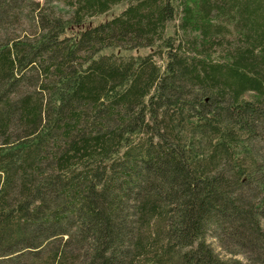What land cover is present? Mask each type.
<instances>
[{"label":"trees","instance_id":"1","mask_svg":"<svg viewBox=\"0 0 264 264\" xmlns=\"http://www.w3.org/2000/svg\"><path fill=\"white\" fill-rule=\"evenodd\" d=\"M0 264H264V0H0Z\"/></svg>","mask_w":264,"mask_h":264},{"label":"rangeland","instance_id":"2","mask_svg":"<svg viewBox=\"0 0 264 264\" xmlns=\"http://www.w3.org/2000/svg\"><path fill=\"white\" fill-rule=\"evenodd\" d=\"M122 4L121 5H116L114 6V11H118L122 8ZM176 22H171L168 24V29H167V32L168 33H171L173 32V27L175 25ZM110 51H114L115 53L117 54H124V55H129V54H143V53H148V52H154L155 51V48H146V49H134V50H131V51H124V50H120V49H110L108 50V52ZM157 60L159 63H162V60L157 57ZM251 96V95H250ZM207 240L208 242H210L214 248L216 249V251L223 257H229L230 255L228 253L225 252V250L220 246L218 240L212 236H208L207 237ZM237 257L241 258V259H244V257L242 255H238Z\"/></svg>","mask_w":264,"mask_h":264}]
</instances>
